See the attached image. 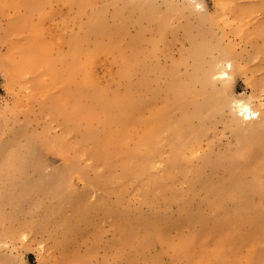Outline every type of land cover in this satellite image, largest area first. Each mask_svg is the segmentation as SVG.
Returning a JSON list of instances; mask_svg holds the SVG:
<instances>
[{"label": "rangeland", "instance_id": "obj_1", "mask_svg": "<svg viewBox=\"0 0 264 264\" xmlns=\"http://www.w3.org/2000/svg\"><path fill=\"white\" fill-rule=\"evenodd\" d=\"M76 1L46 0L32 17L43 28L34 48L24 0H0V264H264V167L258 193L218 205L211 191L220 181L229 191L239 167L251 171L244 139L253 135L241 132L229 102L251 97L264 116V0H197L202 11L189 0H91L84 14ZM93 9L109 29L127 24L119 46L129 56L131 43L139 56L132 84L142 88L143 124L123 126L135 112L104 121L106 99H91L127 89L116 52L87 61L108 37L84 42L85 68H76L69 40L84 34ZM221 62L232 63L231 80L213 79ZM179 84L212 95L178 98ZM155 112L174 123L158 129L167 142L151 150H177L181 134L199 153L182 152L165 180L162 165L125 180L119 162ZM218 216L235 222L218 226Z\"/></svg>", "mask_w": 264, "mask_h": 264}, {"label": "bare ground", "instance_id": "obj_2", "mask_svg": "<svg viewBox=\"0 0 264 264\" xmlns=\"http://www.w3.org/2000/svg\"><path fill=\"white\" fill-rule=\"evenodd\" d=\"M63 1L68 2V6L71 7L72 0H63ZM112 1L119 2V0H112ZM45 2L46 0H36V2H31L30 0H24V3L22 4L26 6L28 9V15H27L28 17L26 19H22L21 22L28 26L30 31V40L32 41L34 48H41L43 45L42 43L43 28L40 25V23H34L32 21V17L41 10V7L45 4ZM74 4H77L78 6V9H76V11L78 10L82 14L85 13L88 7L93 6L91 0H77ZM117 10L121 11L120 9ZM102 12L103 10L93 9L92 12L87 16V21L84 22L85 24L83 23L82 27L81 26L79 27L80 29L84 30V34L80 33L79 31H76L72 34L69 40L70 51L78 61V65L76 68H79L80 71L81 68H85L79 62L80 57L83 55L82 44L84 42H89L91 40V37L94 35L108 37L110 39V44L103 46L102 50H99L96 44L94 48V52H86L85 55L87 61L90 63L94 62L99 53L109 54L116 52L120 57V62H121L119 76L121 80L126 81L127 83L125 84L126 88L129 90L134 89L135 94L129 92V90L127 89H124L120 94L113 95L112 97L109 98L100 94H93L91 96V99L94 100V102L98 100L106 99L105 102L106 113L101 109V115L103 116L104 121L107 120L116 121L120 114L130 115L132 112H135L137 115L136 119L133 122L124 123L123 126L127 128L130 124H135V123L143 124L144 119H143V115L141 114L143 105L137 106L139 102H142L141 101L142 94L140 93V91H142V88L138 86H134L132 84L133 67L138 62L139 56L135 55L136 51L135 48L131 45V43H130V47L132 50L130 55L124 56V54H122V47L119 46V42L121 41V36L124 33L127 36L126 33L127 24L125 28L124 26H121L120 28L117 26L118 32L114 31L112 27L109 29L106 22L102 18ZM99 34H103V35H99ZM137 39L138 38H135L134 40ZM139 41L141 47V36L139 37ZM205 49L207 51L208 49L207 45H205ZM231 69H233V65ZM203 75L204 78L209 82L210 77L207 76L205 73H203ZM83 82L94 85V78L86 74ZM191 82L192 83L195 82L194 77H191ZM138 84L142 85L143 80H140ZM173 89L175 90L174 94H176L178 98H184L189 94L193 98H198L199 96H203L204 98L205 95L204 100H206L209 98L208 96L212 95V94H206L204 90H200V89L197 92L193 93L186 88L185 84H179L177 86H174ZM233 100L248 102L247 100H244L242 98H235ZM233 100L229 102V107ZM202 104L203 103H201L200 101L197 105L202 106ZM220 104L221 106L224 105L228 106V102L224 100H222ZM252 111L253 113H258L259 115L250 118L247 121H242L240 118L234 115L239 124L238 126L241 129V132L245 131L253 135L252 139L247 138L249 136H246L244 139L247 141L246 146L252 147V148L250 147L251 150H246L251 160V162L247 164V167H250L251 171L245 173L244 169L239 167L237 173L234 176L235 181L232 183V188L229 191L226 192V190L223 189L224 186L221 183V181L219 182L218 185L215 186L216 190H214V192L213 190H211L214 197V201L218 205H223L226 200L238 195V192L244 189H249L255 193H258L261 189L258 182H259V178L262 177L261 171L264 167V148H260L258 146L264 140V116L261 115L258 110H255L253 106H252ZM88 114L83 113L81 116ZM114 114H116V116H113ZM196 115H198V112H193V114H191V116H193L194 118ZM164 122H166L165 114L155 112L154 116L152 117V120L148 122V127H147L148 134L147 135L142 134L138 139L137 150L128 151L127 154L119 162L120 166L123 168V176H122L123 179L128 180L133 176V173H137L139 175L146 173L150 176L151 169L155 168L158 165H162L164 168V176L161 179L165 180L167 178V174L171 172V170L175 167V164L177 163L178 159L182 156V152L185 154L190 149L189 152L193 155H197L199 153V150H193L194 144H191L192 138H183L181 134H179V138L181 139L176 140L177 150H169V151L157 150L156 148H154V150H151V146L156 140L162 139L166 141V139L162 135V132L158 131L160 127H164ZM166 123L168 124L169 127L173 128L174 122L172 120L171 122H166ZM172 133L174 134L173 131ZM140 144L146 146V150H144L143 152L142 151L140 152L138 150V146H140ZM166 153L170 155L169 158L162 159V156ZM244 173L246 175L245 180L243 179ZM248 174L251 175V178L247 177ZM255 215L257 216L258 214ZM234 222L235 219L233 217L227 220L222 216L221 217L218 216L214 218V223L218 226L231 224ZM259 228L260 227L258 226V229ZM156 236L160 237L161 235L160 233L157 232ZM224 253H225L224 251H221L222 256L224 255Z\"/></svg>", "mask_w": 264, "mask_h": 264}, {"label": "clouds", "instance_id": "obj_3", "mask_svg": "<svg viewBox=\"0 0 264 264\" xmlns=\"http://www.w3.org/2000/svg\"><path fill=\"white\" fill-rule=\"evenodd\" d=\"M189 2L194 5L196 11L203 10L202 3L197 2V0H189ZM231 67V62L218 63L214 69L216 75L213 77V79H219L223 81L231 80L232 77L229 75ZM230 110L242 121H247L248 119L259 115L258 113H253L252 111L251 97H249L248 102L233 100L230 104Z\"/></svg>", "mask_w": 264, "mask_h": 264}]
</instances>
